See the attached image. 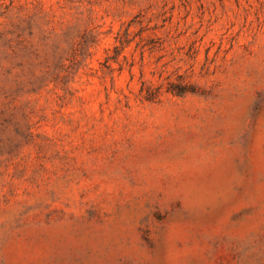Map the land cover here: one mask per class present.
<instances>
[{"label":"rangeland","instance_id":"obj_1","mask_svg":"<svg viewBox=\"0 0 264 264\" xmlns=\"http://www.w3.org/2000/svg\"><path fill=\"white\" fill-rule=\"evenodd\" d=\"M0 264H264V0H0Z\"/></svg>","mask_w":264,"mask_h":264}]
</instances>
